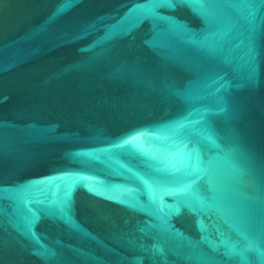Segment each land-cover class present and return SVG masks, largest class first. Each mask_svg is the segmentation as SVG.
<instances>
[{"label":"water","instance_id":"1","mask_svg":"<svg viewBox=\"0 0 264 264\" xmlns=\"http://www.w3.org/2000/svg\"><path fill=\"white\" fill-rule=\"evenodd\" d=\"M0 264H264V0H0Z\"/></svg>","mask_w":264,"mask_h":264}]
</instances>
